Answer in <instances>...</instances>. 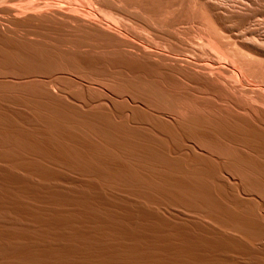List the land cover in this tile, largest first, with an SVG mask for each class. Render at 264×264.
Listing matches in <instances>:
<instances>
[{
	"label": "bare ground",
	"instance_id": "obj_1",
	"mask_svg": "<svg viewBox=\"0 0 264 264\" xmlns=\"http://www.w3.org/2000/svg\"><path fill=\"white\" fill-rule=\"evenodd\" d=\"M147 1L0 0V264H264V10Z\"/></svg>",
	"mask_w": 264,
	"mask_h": 264
},
{
	"label": "rangeland",
	"instance_id": "obj_2",
	"mask_svg": "<svg viewBox=\"0 0 264 264\" xmlns=\"http://www.w3.org/2000/svg\"><path fill=\"white\" fill-rule=\"evenodd\" d=\"M145 1H146V0H141V1L138 0V2H141V4H142V2L144 3ZM151 1H153V0H151ZM151 1L149 0V1H147V2H149V3H153V2H154V3H155V1H153V2H151ZM162 1H163V0H161V2H162ZM167 1L169 2L168 4H170V5H168V6L166 5ZM170 1H171V2H170ZM172 1H173V0H164V1H163V4H161V3H159L160 1H157V0H156V2H158V3H157V4H158V7H157V4L154 5V3H153V5H154L155 7H157L156 9H157V10L159 9L158 12H157V13H158L157 15H160V13H161V15H162V17H161L160 19H159L160 16L158 17L159 20H162L163 17H164L163 19H165V18L167 17V15H170V14H171L170 16H172V17H173V15L175 16V14H176V16H177L178 12L181 11L182 9H183V11H182V13H181V12H180V13H181V14H184V13H183V12H185L184 9H186V10H188V11H190V10L194 11V13L191 11L194 15H196V16L198 15V17H201V16H202L203 19H204L205 21H207V20H208L209 22L211 21V24H212L213 21L211 20L210 15L213 14L215 11H216V13H220V12H218V10L215 9V7L217 6V4H218L219 1L221 2V3L219 2V4H222V2H223V4H224V2H225V3H226V7H227V4H228L229 8H230L232 5H234L235 7L232 6L233 8L231 7L230 9H232V10H236V9H237V12H240L241 14H245V13H247L246 11H248V13L250 12L249 10H246L245 7H248L247 9H250V10L253 9L254 11H255V10L257 11V10H260V9H263V10H264V3L262 4V2H264V0H261V1L258 0L259 2H258L257 0H255V2H256L255 4L252 3V2H254V1L251 0L249 4H250V5H253L252 8H251L250 5L244 3L245 1L248 3L249 0H233V2H232V0H229V1H228V0H222V1H221V0H218V1H217V0H216L217 2H215V0H214V1L211 0V1H213V2H211L210 0H208V2H209L210 5L208 4L207 0H206V1L203 0V1H205V2H203V1H201V0H198L200 3L203 2L204 5H203V4L200 5V3L196 2V0H189V2H186V3H185V0H183L184 2H182V0H181L180 2H179V0H174L173 2H172ZM186 1H187V0H186ZM192 1H193V3H192ZM194 1H195V3L197 4V5H196V8H197V6H198L199 10L194 8V5H195V4H194ZM237 1H239V2H237ZM240 1H241L242 4L240 3ZM242 1H243V2H242ZM164 2H165V3H164ZM174 2H176L175 4L182 3L183 6H182L181 4H179V5H175V4H174L175 6H174V5H171V4H173ZM177 2H178V3H177ZM190 2H191L192 5L190 4ZM206 2H207V3H206ZM230 2H232V5H231ZM236 2H237V3H236ZM257 2L260 3V4H258ZM212 3H214V4L217 3V4H216V5L213 4L214 6H211ZM233 3H234V4H233ZM235 3H236V4H235ZM188 4L191 5V6H189ZM223 4H222V5H223ZM237 4H239L241 7L243 6V10H244V12H243L242 8H239L240 6L237 5ZM245 4L248 5V6H245V7H244ZM256 4H257V5H256ZM142 5H145V4H142ZM165 5H166V6H165ZM202 5H203L204 7H206V9H208L207 7H209L208 12L210 13V15L208 14V12L205 10L204 7H201ZM205 5H206V6H205ZM208 5H209V6H208ZM261 5L263 6L262 8H261ZM160 6H162V7L160 8ZM169 6H170V7H171V6H174V8H178V6H179V9H180V7L182 6L183 8L181 7V8H182L181 10H179V9H176V10H175V9H173V7H171L173 10H175V11L177 12V13H176V12H174ZM187 6H188L189 9L187 8ZM224 6H225V4H224ZM254 6H255V7L257 6V8H255ZM212 7H213V8H212ZM258 7H259L260 9H259ZM166 8H168V9H166ZM192 8H194V9L196 10L197 13H196L195 10L192 9ZM201 8H204V9L201 10ZM235 8H236V9H235ZM254 8H255V9H254ZM169 9H171V10H169ZM210 9H211V12L209 11ZM214 9H215V10H214ZM238 9H239L240 11H239ZM165 10H166V11H165ZM178 10H179V11H178ZM204 10L207 12V15H209V16H208L209 19H207V18H208L207 16L205 17L206 12H205ZM212 10H213L214 12H213ZM167 11H168V12H170V11L172 12V11H173L175 14H173V13H168ZM241 11H242V12H241ZM165 12L168 13V14L166 15ZM199 12H200V14H201V12H202V14H203L204 16H203V15H200ZM203 12H204L205 14H204ZM212 12H213V13H212ZM164 13H165L166 17H165V15L163 16ZM180 13H179L178 15H181ZM195 13H196V14H195ZM248 13H247V14H248ZM199 15H200V16H199ZM220 16L223 17L222 14H220ZM202 17H201V18H202ZM204 17H205V18H204ZM168 18H169V16H168ZM220 20H221V21H224V20H226V19H224V20H223V19H220ZM251 20H253V19H251ZM251 20H250L249 23H246L245 26L242 24L244 28L242 27V25H238L239 28H237L238 26H236V24L234 23L235 21L230 22V21L227 19V21L230 22L229 24L232 25V24L234 23V24H235V25L233 24L234 27H236V28L238 29V30L236 31V33H235L236 35L234 34V36H235L236 38H237V37H238V38L241 37L240 39H242V40H244V41L247 39V40H246L247 43H245V45L249 43L248 45H246L247 48L249 49V47L251 46V48H250L251 52L254 53L255 56H257L256 58H257L258 60H260V59H259V56H260V54H262L263 51H264V41H262L263 43L261 42L260 44H259V43H258V44H255L254 42H255V41L260 42V41L262 40V38L264 39V35H263V34H264V30H263V29H264V26H263L264 21H263V22H260V23H261V26L259 25V27H261V28L258 29V24H260V23H256V20H253V21H251ZM208 21H207V22H208ZM221 21H220V22H221ZM227 21H225L226 24H227V26H226V24L224 25V22H223L221 25H222L223 27L225 26L226 28L229 27V24H228ZM209 22H208V23H209ZM247 24H248V25H247ZM246 25H247V26H246ZM249 25H250V26H249ZM248 26H249L250 28H249ZM251 26H252L253 28H252ZM225 27H224V28H225ZM240 27H241V28H240ZM245 27L247 28V30L250 29L252 32H251L250 30H248V31H247V30H244V29H246ZM229 28H230V27H229ZM239 29H241V30L243 29V30H244V32H243V30L240 32L242 35H241L240 33H238V31H240ZM254 29H255V30H254ZM262 30H263V31H262ZM143 31H144V30H143ZM143 31H141L143 34H144V32H145V35H149V33H147L146 31H144V32H143ZM245 31H246V33H245ZM242 32L245 33L246 36H244ZM248 32L251 33L252 35L249 34ZM253 32L255 33V35H254ZM237 33H238V34H237ZM247 33H248L250 36H252V37L248 36ZM256 34H259L258 36H259L260 38H259ZM238 35H241V36H238ZM253 35H254V36H253ZM262 36H263V37H262ZM242 37H243V38H242ZM245 37H246V39H245ZM248 37H250V40L248 39ZM253 37H256V38L258 37V38L256 39V38H253ZM252 38H253V39H252ZM255 39H256V40H255ZM259 39H260V40H259ZM198 40H199V39L195 38V41H196L195 43H197ZM252 40H253V42H250V41H252ZM254 40H255V41H254ZM195 43H194V44H195ZM253 43H254V45H253ZM197 44H198V43H197ZM198 46H199V45H198ZM252 46H253V47H252ZM257 46H258V47H257ZM195 47H196V46H195ZM262 47H263V48H262ZM254 48H255V49H254ZM258 48H259V49H258ZM261 48H262L263 50H262ZM256 49H257V50H256ZM255 51H256V52H255ZM257 52H258L259 54H258ZM261 52H262V53H261ZM263 54H264V53H263ZM258 55H259V56H258ZM260 57H261V59H262V58L264 57V55H263V56L261 55ZM262 60L264 61V58H263ZM262 60H261V61H262ZM84 76H85V77H84ZM83 78H84V79H87L88 81H92L88 75H83ZM59 82H60L59 85H62V82H64V81H63L62 79H60ZM69 83H70V82H69ZM64 84L66 85L67 83L64 82ZM65 85H63V86L65 87ZM69 85H72V84H67V85H66L67 88H68ZM63 86H62V87H63ZM70 87H71V86H70ZM70 87H69V88H70ZM72 87H73L72 89L70 88L71 90H73L74 87H76V86H72ZM67 90H69V89H67ZM75 90H76V88H75ZM75 90H74V91H75ZM69 91H70V90H69ZM72 92H73V91H72ZM51 164H53V165H51ZM46 165H47V166L49 165V167L52 166V168H53V166H54V168H56V169H57V172L60 173V174H61V172H62V174H61V175H62L61 178L64 177V178H62L63 183H66V182H67L68 184H69V183H70V184H74V183L77 184V183H79V182L86 181V180L88 179L87 177H86L87 179H86V178L83 179V177H85V176H84L80 171L78 172L77 169H75V168L73 169V164H71V163H62V162L57 163V162H54V163H49V164H46ZM74 166H75V165H74ZM63 169H65V170H63ZM62 170H63V171H62ZM74 170H75V171H74ZM64 173H65V174H64ZM74 173H75V174H74ZM79 173H80V174H79ZM66 174H69V175H66ZM77 174L80 175V176H78ZM65 175H66V176H65ZM82 175H83V176H82ZM76 176H78V177H76ZM81 176H82V178H81ZM66 177H67V178H66ZM65 178H66V179H65ZM78 178H80L79 181H78ZM63 179H65V180H63ZM82 179H83V180H82ZM66 180H67V181H66ZM65 181H66V182H65ZM87 182H89V180H87ZM169 204H170V203H168V205H169ZM168 205L164 204V205L162 206L163 209L165 210V211H164V210L161 208V209H162V212H163V213H164V212H167V213H168L170 210H171V211L173 210V212L176 211L175 213H173L174 215H173L172 213H168V214L165 213V214H166L167 216H169L170 218L173 217L172 219H179V216L183 215V216H181L180 220H178L179 223H180V221H181L182 223H184V224H185V223H188V222L190 223L194 218H195L196 220H197V218H200V217H196V216H195V215H196L195 213H193L195 217H194L192 214H190V213H192L191 211H190L189 213L186 212V214H185L184 211H189V210H187L186 207L183 206V205H180V206H179V205L176 204V203H174V205H173V203H171V204H170V207H168ZM176 205H178L179 208H178V206H176ZM164 206H166V207H164ZM171 206H172L173 208H172ZM180 207H183V208L181 209ZM165 208H167V209H165ZM175 208H176V209H175ZM177 209H178V210H177ZM166 210H167V211H166ZM168 210H169V211H168ZM180 210H181V211H180ZM183 210H184V211H183ZM178 211H179V212H178ZM180 212H181V213H180ZM176 213H178V214L180 213V215L177 216V217H174V216L177 215ZM183 213H184V214H183ZM175 214H176V215H175ZM171 215H173V216H171ZM184 216H185L186 218H185ZM182 217H183V218H182ZM188 217H189V218L192 217L193 219H189ZM184 219H185L187 222H185ZM187 219L190 220V221H188ZM195 219H194V220H195ZM196 220H195V221H196ZM198 220H199V219H198ZM200 220H202V218H200ZM203 220L206 221L205 219H203ZM173 221H174V220H173ZM178 221L175 220V222H178ZM195 221H192V223H194ZM189 223H188V224H189ZM190 224H191V223H190ZM230 232H231V231H230ZM228 255L231 256V254H228ZM232 256H233L232 258L236 259V256H234L233 254H232ZM238 259H240V260H239L240 263H244V264H249L250 262H252L251 257L248 256V255H246V256L244 255V257H241V258H238ZM229 260H231L230 257H229Z\"/></svg>",
	"mask_w": 264,
	"mask_h": 264
}]
</instances>
